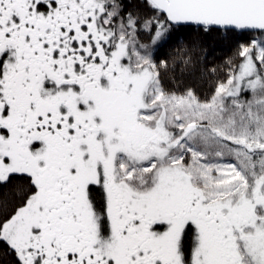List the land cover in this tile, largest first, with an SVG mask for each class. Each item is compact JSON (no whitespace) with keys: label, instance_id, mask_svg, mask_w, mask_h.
Here are the masks:
<instances>
[{"label":"snow or ice","instance_id":"1","mask_svg":"<svg viewBox=\"0 0 264 264\" xmlns=\"http://www.w3.org/2000/svg\"><path fill=\"white\" fill-rule=\"evenodd\" d=\"M0 264H264V0H0Z\"/></svg>","mask_w":264,"mask_h":264}]
</instances>
